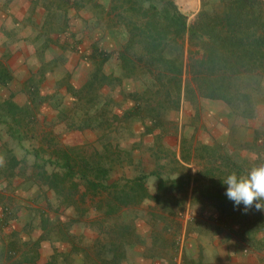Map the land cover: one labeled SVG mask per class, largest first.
I'll return each mask as SVG.
<instances>
[{
    "label": "rangeland",
    "instance_id": "1",
    "mask_svg": "<svg viewBox=\"0 0 264 264\" xmlns=\"http://www.w3.org/2000/svg\"><path fill=\"white\" fill-rule=\"evenodd\" d=\"M170 1L191 25L199 19L211 22L224 17L236 2L197 0L188 8L187 0H153L160 8ZM251 2H242L240 24L217 25V30L264 34V0ZM76 3L77 10L83 4V18L76 13L68 16L74 6L65 3L66 16H55L46 25L62 31L73 24L79 33L74 48L57 50L55 63L45 66V71L58 72L49 78L53 92L41 89L44 74L39 73L19 97L9 96L1 87L0 141L8 139V145L0 146V171L9 176L2 192L7 195L6 216H17V222L1 238L0 264H153L152 258L141 254L143 250L170 254L164 260L153 259L158 264H225L228 246L234 264H264V217L252 209H234L226 200L186 209L189 195L181 190L149 192L152 176L169 181L189 169L200 172L217 164L227 172L246 175L264 164V146L256 144L258 134L264 135V72L233 74L225 85L227 91L220 90L231 99L227 101L205 95L210 93L208 87L219 92L216 86H221L218 81L212 86L218 72L209 76L208 67L209 77L201 75L200 81L205 96L196 89L178 97L168 81L175 79L182 61L191 71L200 68L204 51L199 41H187L184 56L179 44L167 46L159 65L169 77L162 84L159 74L141 60L145 49L135 47L141 37L137 23L147 11V2ZM8 55L0 56V62ZM64 65L73 71L77 86L69 82ZM205 102L233 122L227 139L209 141L201 130L190 128L200 125ZM225 104L233 114L223 109ZM181 121L187 134L177 153L174 139ZM65 153L80 168L91 169V179L117 186L96 193L78 174L74 180H63ZM100 169L107 171L108 178ZM44 172L56 175L54 188L41 177ZM135 179L142 181L144 190L137 195L131 190L124 198L122 188ZM142 193L149 196L143 198ZM17 207L18 212H11ZM258 212L264 216V211Z\"/></svg>",
    "mask_w": 264,
    "mask_h": 264
},
{
    "label": "trees",
    "instance_id": "2",
    "mask_svg": "<svg viewBox=\"0 0 264 264\" xmlns=\"http://www.w3.org/2000/svg\"><path fill=\"white\" fill-rule=\"evenodd\" d=\"M135 1L147 2L149 4L143 18L137 23L138 28L141 30V37L137 43H135V47L137 45V47L140 46L145 49L141 60L148 63V69L159 74L157 76L160 80L159 82L162 84H164L163 78L167 76H165L166 73L164 72V69L160 67L159 62L163 61L165 58L169 51V45L173 43L179 44L184 56L187 41L194 42L197 40L199 41V44H201V49L204 51V58L203 61H201L198 70L193 71L192 69L191 71V69H186L187 65L183 61L178 68L177 65H173V68H177L178 72L176 73L174 80L168 81L167 86H173L179 94L178 97L181 95L186 96L196 89L200 91V95L203 96L205 90L202 89L201 80L203 77H201V75H207L205 72L208 67H210L209 69L211 70L209 76L218 72L217 79L213 81L214 84L212 86L215 87L217 81L221 86H216L219 92H213L212 89L208 87L207 90H209L210 93L205 95L209 98L224 99L227 101H230L231 99L226 98L223 95L224 92L220 90L225 88L227 91L225 85L231 80L233 74L242 72H264V34L244 33L243 35H235L225 31L219 32L216 27L217 25H220L224 28L225 25L235 26L240 24L243 11L242 2L246 1V3H252L251 0H235L236 2L229 7L230 10H227L224 17L219 16L212 18L211 22H209V20L204 21L203 19H199L192 25L188 23L187 15L179 10L174 1H170L163 8L156 5L153 0ZM107 59H105V61ZM104 63L105 62L103 61L102 64ZM172 72H174V70ZM186 73L192 75V78H185L184 76ZM208 77L204 79L205 82ZM222 85L224 86L222 87ZM256 144L264 146V135L258 134ZM65 156V161L61 164L64 169L63 180H74L78 174L80 175V179H82L83 182L85 181L86 187L95 190L96 193L99 190L103 191L117 186V184L111 183L110 185H107L103 182L97 181V179H91V176H89L91 169L87 170V168H80V166H83L73 159L69 153H65ZM220 158H222V156ZM213 168H215L216 171L213 170ZM213 168H207L204 171H200L194 178L195 183H197L194 195L199 197V199L201 196L204 202L209 201L214 204H218L222 200L229 201L224 195L225 187L222 186L220 179L231 172L223 170L224 168L221 164H217L216 167ZM100 170L101 173H104L103 175L105 178H108V174H106L107 171L105 169ZM41 177L46 182L51 183L52 188L56 186L53 181L55 179L54 177H56L54 172L51 174L44 172L41 174ZM163 182L164 180L162 179L160 181V188L162 189L164 188ZM142 186L143 184L140 179H135L130 182L127 181L126 186L122 188L121 194L124 198L130 196L129 192L131 190L136 191V195L140 194L144 190ZM137 189H140V192H137ZM148 196V193H142L143 198ZM252 213L260 218L264 217L261 212H258L253 208Z\"/></svg>",
    "mask_w": 264,
    "mask_h": 264
},
{
    "label": "crops",
    "instance_id": "3",
    "mask_svg": "<svg viewBox=\"0 0 264 264\" xmlns=\"http://www.w3.org/2000/svg\"><path fill=\"white\" fill-rule=\"evenodd\" d=\"M77 0H0V56L3 58L6 52L9 53L7 60L0 65V91L4 85V91H7L9 96L19 97L22 95V90H28L27 84L31 82V77L36 73L44 74L43 82L41 83V89L46 91V94H50L53 91L49 90V78L58 75L57 71L46 70L45 66L48 62L56 61L55 52L59 49H68V45L74 48L73 44L75 38L79 36L77 33L76 25H68L66 30L60 31V29L49 30L46 26L47 23L51 22V19L55 16L64 18L66 16V4L68 6H74L69 9L68 16H72L74 13L84 17L83 4L77 7ZM80 2L82 0H79ZM197 0H187L188 8L196 6ZM64 3V5H63ZM82 25V23H80ZM41 53V51H44ZM6 51V52H5ZM39 53L41 55H39ZM53 55V56H52ZM68 67L71 65L68 63ZM65 68H68L64 65ZM73 71L68 68V79L73 86H77L75 83ZM66 90L64 89V92ZM53 95V94H52ZM71 97V95H70ZM205 101V100H204ZM218 102V101H217ZM226 105V104H225ZM206 108L202 109V113L199 112V117L202 116L200 125L190 126L192 129H199L204 133V136L208 137L209 141H221V139H227L232 131L233 122L226 121L222 118L219 112L213 107L209 106V103L205 102ZM227 106V107H226ZM223 109L232 113V109L226 105ZM233 114V113H232ZM199 126V127H198ZM179 133L175 136V144H178L177 153L180 151V144L182 138L186 136L187 130L182 121L178 124ZM8 139L0 141V146L8 145ZM207 144V143H206ZM3 149V147H2ZM180 155V154H179ZM1 159V156H0ZM184 165L191 167V163L182 162ZM198 170L189 169L187 173L179 174L178 177L171 180H165L162 177L154 178L150 177L152 182V188L150 189L151 194H163L168 193L171 190H181L185 194L189 195L187 201L188 209L190 206L195 204L200 205L204 203L199 197L194 195L197 183L194 178L198 174ZM9 177L0 171V241L5 234L16 228L17 216L11 217L6 216L8 210L7 195L5 191L2 192L4 186L3 181ZM5 179V180H4ZM164 180V188H160V181ZM159 180V181H158ZM7 181V180H6ZM5 189V188H4ZM7 190V189H6ZM160 203V202H158ZM10 209V208H9ZM10 211V210H9ZM18 207L11 212H18ZM12 213V215H13ZM10 223V225H9ZM18 224V223H17ZM141 254L144 257L153 259H163L170 254L166 253H150V251H142ZM225 264H234L231 247L228 246L225 254Z\"/></svg>",
    "mask_w": 264,
    "mask_h": 264
},
{
    "label": "clouds",
    "instance_id": "4",
    "mask_svg": "<svg viewBox=\"0 0 264 264\" xmlns=\"http://www.w3.org/2000/svg\"><path fill=\"white\" fill-rule=\"evenodd\" d=\"M220 181L234 209L247 212L254 206L257 211H264V164L251 168L246 175L232 172Z\"/></svg>",
    "mask_w": 264,
    "mask_h": 264
}]
</instances>
